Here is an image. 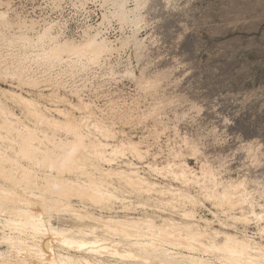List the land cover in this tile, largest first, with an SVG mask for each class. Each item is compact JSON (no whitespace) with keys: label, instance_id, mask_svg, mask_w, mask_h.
I'll use <instances>...</instances> for the list:
<instances>
[{"label":"clouds","instance_id":"1","mask_svg":"<svg viewBox=\"0 0 264 264\" xmlns=\"http://www.w3.org/2000/svg\"><path fill=\"white\" fill-rule=\"evenodd\" d=\"M192 3L0 0V264H94L82 217L155 241L144 264H264V134L196 83Z\"/></svg>","mask_w":264,"mask_h":264},{"label":"rangeland","instance_id":"2","mask_svg":"<svg viewBox=\"0 0 264 264\" xmlns=\"http://www.w3.org/2000/svg\"><path fill=\"white\" fill-rule=\"evenodd\" d=\"M188 11L193 34L181 51L195 55L192 75L216 98V118L245 138L264 134V0H194Z\"/></svg>","mask_w":264,"mask_h":264},{"label":"bare ground","instance_id":"3","mask_svg":"<svg viewBox=\"0 0 264 264\" xmlns=\"http://www.w3.org/2000/svg\"><path fill=\"white\" fill-rule=\"evenodd\" d=\"M189 168H193L188 162ZM54 191L56 186H53ZM60 193H57V198ZM64 195H71V193H64ZM211 219V218H210ZM83 234L79 240L70 241L69 243L76 244L79 246V250L76 255L85 261H93L94 264H144L145 259H154L155 257L150 256L148 250L151 249L153 252L156 251L155 241H147L140 243L137 247L128 249L125 251L124 241L122 239L123 233L119 223L109 222L107 218H103L99 221L96 218L84 219ZM36 222L34 221V224ZM91 232L89 233V228ZM196 235L193 236V240H196ZM81 245H87V247H81ZM140 248L145 249L143 258L137 253ZM237 253L233 255L232 253ZM240 253H243L242 255ZM221 255H226L234 261L243 260L247 255L242 247L231 246V250L223 249L220 252ZM197 250H193L191 259L196 261L201 259ZM249 258H251L249 256Z\"/></svg>","mask_w":264,"mask_h":264},{"label":"snow or ice","instance_id":"4","mask_svg":"<svg viewBox=\"0 0 264 264\" xmlns=\"http://www.w3.org/2000/svg\"><path fill=\"white\" fill-rule=\"evenodd\" d=\"M69 163H70V160H69V159H66V160L64 161V164L61 165V167H62V168H66V167L68 166ZM257 219H258V220H264V215L257 217ZM35 230H36L37 232H46V231H47V229L43 227V221H42V220L39 221V222L35 225ZM55 231H56V230L53 229V232H54V233H55ZM44 243H45L46 245L49 244L48 241H45ZM66 243H67V241H66ZM81 247H87V245H81ZM223 249L231 250V239H230V238H229V240H228L227 242H225V243L223 244ZM46 250H47V249H46ZM217 250L219 251L220 249H217ZM232 254H233V255H236L237 253L233 252ZM240 254L242 255L243 253H240Z\"/></svg>","mask_w":264,"mask_h":264}]
</instances>
